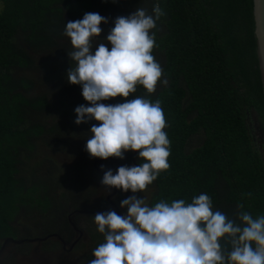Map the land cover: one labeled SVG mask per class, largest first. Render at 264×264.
<instances>
[{
	"label": "trees",
	"instance_id": "16d2710c",
	"mask_svg": "<svg viewBox=\"0 0 264 264\" xmlns=\"http://www.w3.org/2000/svg\"><path fill=\"white\" fill-rule=\"evenodd\" d=\"M153 3L165 13L156 22L153 55L168 85H158L151 94L137 86L134 95L161 101L170 167L153 181L150 203L180 198L190 202L204 192L214 208L229 216L238 211V204L253 216L264 214V142H257L252 125L256 114L264 128L254 0H0V249L10 238L30 244L33 237L22 235L15 220L21 214L51 212L63 198L55 195L56 168L50 163L44 164V171L34 169L31 182L24 175L21 167L35 154L38 143L58 150L69 134L81 136L84 127L99 123L74 122V108L85 100L79 98L80 86L66 80L71 61L68 38L62 35L64 23L82 18L85 12L99 13L109 23L137 7L151 12ZM108 23L100 25L101 37L107 35L103 27ZM31 51L47 53L50 64L39 63ZM40 68L47 69L49 81L58 86L34 93L35 71ZM131 98L117 96L102 102ZM54 108L59 109L58 116L49 119ZM197 135L202 142L189 150ZM127 153L131 158L134 151ZM76 161L77 172H90L83 156ZM70 179L66 173L57 187ZM51 235L55 233L46 237ZM93 237L96 245L103 240L97 231ZM0 261L5 264L2 257Z\"/></svg>",
	"mask_w": 264,
	"mask_h": 264
},
{
	"label": "clouds",
	"instance_id": "9594fccd",
	"mask_svg": "<svg viewBox=\"0 0 264 264\" xmlns=\"http://www.w3.org/2000/svg\"><path fill=\"white\" fill-rule=\"evenodd\" d=\"M165 15L159 3L151 12L143 7L114 18L107 35L101 24L108 19L85 12L64 23L68 38L69 84L79 85L88 104L75 106L74 122L91 124L85 151L90 157L124 158L137 152L138 165L108 168L100 184L128 195L119 201L123 214L113 209L93 214L95 230L103 240L92 249L87 264H264V214L253 216L238 204L233 215L214 208L204 192L190 202L173 199L149 203L143 195L162 171L169 169L170 140L159 99L134 95L137 86L151 94L166 87L160 63L154 58L157 21ZM116 103L109 98L129 97ZM104 168V165H101ZM245 195L251 196V193Z\"/></svg>",
	"mask_w": 264,
	"mask_h": 264
},
{
	"label": "rangeland",
	"instance_id": "374dc122",
	"mask_svg": "<svg viewBox=\"0 0 264 264\" xmlns=\"http://www.w3.org/2000/svg\"><path fill=\"white\" fill-rule=\"evenodd\" d=\"M1 7L2 6L0 5V8ZM113 21L114 19H112L108 25L103 27V32L106 34L108 33L110 28L113 26ZM31 52L34 53L33 51ZM53 54L56 53H52V55ZM33 55L39 63L45 62L50 64L51 62L47 53L40 52L34 53ZM47 71L48 70L44 68H40L35 71L38 84L34 93L44 91L49 92L50 90H53L54 86H58L57 84H54V80L49 81L51 76ZM52 102L54 104L56 100L53 99ZM88 103L89 102L85 101L84 104ZM58 112L59 109L54 108L52 115L49 116V119L56 118L58 116ZM84 129H86V127H84ZM87 133L88 129L85 133H82L81 136L75 133L69 134L66 139L63 138L64 143L58 150L39 142L35 154L30 156L28 160L26 159L27 162L23 163L24 165L21 168L23 169L24 175L28 178L27 180H29V182H31V176L34 169L37 172L40 170L44 171L45 163H50L52 168L55 167L56 171L52 172V176L55 179L54 185L55 188H57V190H54L55 195L59 198L61 194V197H65L68 200L67 202L65 200H61L60 203L57 202L56 206L54 205V209L44 215L36 214L27 217L24 214H21L18 216L14 224L20 228L22 235H29L33 238L41 236L43 239L33 240L30 244H19L12 241L7 242L5 244L6 248H4L1 252L2 254L4 252L1 257L3 261H5V264H87L88 260L94 258L92 256V249L96 245V240L93 237V233H95L96 230L92 219L94 212L92 211H105L108 209L116 211V209L112 203L107 201V196L114 191V188L108 192L107 189L100 184L99 178L102 176L101 174L96 173L99 175V177L96 176L98 178L97 180H93L90 177L86 178L81 175L87 181V186L85 184L86 182L81 181V176H77V161L75 162V158L77 156H83V158L86 159L89 166L88 170H95L93 160L96 157H90L88 152L84 149V144L87 138L83 136H87ZM254 135L259 144L264 142L262 135H259L256 132ZM201 142L202 136L197 135L193 137L188 145V149H192ZM109 158H107V160H102L99 163V167H101V165H104L103 169L108 167L110 161ZM72 169H74L75 172ZM66 173L71 176V179L65 183L64 187H57L59 179L65 177ZM76 180H78L80 184H85L82 191L85 190V193L91 192V203H86L87 201L78 197V195H81V191L73 189V186L77 183ZM71 182H73L72 185ZM64 189H68V191L61 192ZM79 189L81 190L82 187ZM153 192L154 186L150 185L145 193L137 192L136 195L138 197L145 195L150 203V198ZM62 193H65V195L62 196ZM132 194L133 193H131L130 190L128 192H123L117 189V193L112 196V199L119 205V201L121 199ZM73 209L80 211L70 215L71 210ZM121 211V214H123L126 212V209H121ZM117 214L119 213L117 212ZM71 220H73L83 231L82 235H80L79 230L77 231L74 229ZM57 232H60L64 240H66V245H64L62 239L57 236ZM48 233H55V235L46 237V234ZM78 236L79 238L77 242L74 243L73 240Z\"/></svg>",
	"mask_w": 264,
	"mask_h": 264
},
{
	"label": "flooded vegetation",
	"instance_id": "af4514ba",
	"mask_svg": "<svg viewBox=\"0 0 264 264\" xmlns=\"http://www.w3.org/2000/svg\"><path fill=\"white\" fill-rule=\"evenodd\" d=\"M79 98H83L82 96H79ZM252 125L254 126V130H253V132L255 133H257V134H259V135H264V128H263V126H262V123L260 122V120L258 119V117H257V115L256 114H254V121H253V123H252ZM90 124H89V126H88V128L87 129H89L90 128ZM86 129V130H87ZM82 133H85V129H83L82 130ZM85 138H87V136H84ZM256 138V137H255ZM137 153H136V155H135V151H134V154L132 155V157L131 158H129V156H128V153L127 152H125V155H124V158L123 159H120V158H117V157H110L109 159H110V161H109V164H108V167H106L105 169H102L101 167H99V163L102 161V160H107V159H101V158H98V157H96V158H94V160H93V165H94V168H95V170H92V171H90V172H88V171H86V172H82V171H79V172H77L78 173V177H80L81 175H83L84 177H90V178H92L93 180H97L98 178L96 177V173H99V174H103V171L104 170H106V169H108V168H111L113 171H115L116 169H117V167L118 166H121V165H128V166H131V165H138V163H137ZM102 164V163H101ZM115 169V170H114ZM97 176L99 177V175L97 174ZM100 179V178H99ZM81 181H84V182H86L85 184H86V186H87V181L81 176ZM76 182L77 183H75V185L73 186V189H75V190H79V191H81V195H78V197L79 198H81V199H83V200H85V201H87L86 203H91V200H92V194H91V192H86L85 193V190L84 191H82L83 189H84V187H85V184H80L79 183V181L78 180H76ZM73 184V183H72ZM84 185V186H83ZM80 187H82V189L80 190L79 188ZM115 189V188H114ZM115 193H117V189H116V191H115ZM114 193V194H115ZM87 194V195H86ZM111 194V193H110ZM109 194V195H110ZM108 195V196H109ZM107 196V201L108 202H110V203H112L113 204V206L115 207V209H116V211L119 213V214H121V208L119 207V205L112 199V197L111 198H109ZM67 198H65V197H63L61 200H65L66 202H67V200H66ZM77 211H80V210H76V209H73V210H71V213H70V215L72 214V213H75V212H77ZM83 211H87V210H83ZM93 211H95V210H93ZM98 211H104V210H98ZM71 223H72V226L74 227V229L75 230H79V232H80V235H82V230L77 226V224L73 221V220H71ZM79 235V236H80ZM57 236L58 237H60L61 239H62V241H63V243H64V245H66L67 244V242H66V240H64V238H63V236L62 235H58L57 234ZM79 236L78 237H76L74 240H73V242L74 243H76L77 242V240H78V238H79ZM32 240L31 241H33V240H39V239H43L41 236H37L36 238H31ZM80 240V239H79ZM30 241V242H31ZM2 254V253H1ZM0 257H1V255H0ZM0 264H2L1 263V261H0Z\"/></svg>",
	"mask_w": 264,
	"mask_h": 264
},
{
	"label": "water",
	"instance_id": "95a60500",
	"mask_svg": "<svg viewBox=\"0 0 264 264\" xmlns=\"http://www.w3.org/2000/svg\"><path fill=\"white\" fill-rule=\"evenodd\" d=\"M254 18H255V34L257 38L258 61L261 72V79L264 86V0H254ZM136 153L137 152L135 151V155ZM115 191L116 188L108 197L111 198L114 195ZM92 212L96 213L98 211H92ZM10 239L17 243L23 242V240H16L13 238ZM8 241L9 239L5 240L4 245L0 249V255L3 249L5 248V244Z\"/></svg>",
	"mask_w": 264,
	"mask_h": 264
}]
</instances>
